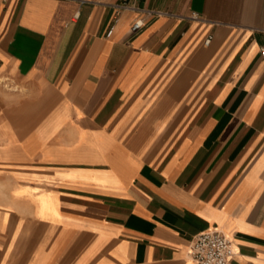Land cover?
Returning a JSON list of instances; mask_svg holds the SVG:
<instances>
[{
    "label": "crops",
    "instance_id": "obj_1",
    "mask_svg": "<svg viewBox=\"0 0 264 264\" xmlns=\"http://www.w3.org/2000/svg\"><path fill=\"white\" fill-rule=\"evenodd\" d=\"M261 48L264 0H0V264H194L209 229L264 264Z\"/></svg>",
    "mask_w": 264,
    "mask_h": 264
},
{
    "label": "built area",
    "instance_id": "obj_2",
    "mask_svg": "<svg viewBox=\"0 0 264 264\" xmlns=\"http://www.w3.org/2000/svg\"><path fill=\"white\" fill-rule=\"evenodd\" d=\"M118 9L127 8L126 3L117 6ZM190 19L196 20L198 16L192 14ZM144 27L142 19H136L131 26L132 31L138 32ZM212 37L208 36L203 45L209 46ZM264 59V48L260 49ZM235 255L232 241L217 229H209L196 234L187 251L188 259L194 264H229Z\"/></svg>",
    "mask_w": 264,
    "mask_h": 264
}]
</instances>
